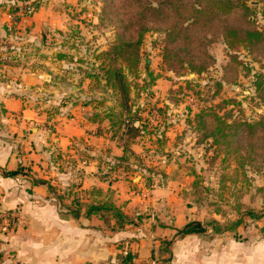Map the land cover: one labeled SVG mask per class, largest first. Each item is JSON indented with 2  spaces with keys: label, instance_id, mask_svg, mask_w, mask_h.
<instances>
[{
  "label": "rangeland",
  "instance_id": "1",
  "mask_svg": "<svg viewBox=\"0 0 264 264\" xmlns=\"http://www.w3.org/2000/svg\"><path fill=\"white\" fill-rule=\"evenodd\" d=\"M79 1L83 4L74 13L82 14V26L72 24L65 34L73 39L83 38L79 44L84 52H75L72 61L78 63L80 79L89 80L85 89L96 101L95 108L100 109L99 114L104 115L108 126L109 141L99 139L94 143L121 151L118 156L110 154V165H116V180L112 174L109 178L118 182L108 188L109 193L113 196L117 190L126 197L121 204L125 210L134 211L133 217L127 216L132 226L142 225L151 231L153 226L180 229L188 221L199 222L205 228L204 232L195 233L201 240L198 244L201 249L194 248L191 256L196 258L208 248L220 247L223 262L229 264L230 255H243L246 247L264 234V165L257 155L250 160L239 157L243 149H226L224 142L213 144L211 137L201 139L203 127L197 125L196 115L208 109L229 120L255 121L264 115V92L260 89L254 92L253 88L261 78L264 86V39L250 47V51L239 42L230 49L221 35L216 34L219 28L214 25L216 35L204 34L211 60L205 70L195 72L187 63L180 62V57H174L186 56L193 63H200L193 54L198 48L197 41L193 40L189 46L190 52L178 51L177 55L168 56L174 58L169 63L163 58L166 41L163 24L161 29L144 32L133 69L127 65L132 63L134 47H126L124 56L113 57L111 52L119 37H136L134 26L129 30L122 28L111 14L116 4H120L121 15L129 13L130 3ZM242 1L248 7V19L253 20L256 29L264 31V0ZM105 4L108 10L103 12ZM237 12L230 23L238 30V39L244 37L245 24ZM66 45L71 46L72 42ZM145 57L149 64L144 62ZM114 66L121 67L128 83L126 106L111 71ZM207 116L203 119L209 130L213 124L211 116ZM101 133L100 130L98 134ZM84 159L85 155L79 152L65 154L59 164L65 173L63 177L71 175L76 181ZM72 181L55 186V192L72 197ZM248 211L257 216L249 215ZM213 223L220 231L214 230ZM154 238L158 239L155 252L152 251L154 258L164 245L159 257L165 262L171 257L167 247L170 248L173 237L157 234Z\"/></svg>",
  "mask_w": 264,
  "mask_h": 264
},
{
  "label": "crops",
  "instance_id": "2",
  "mask_svg": "<svg viewBox=\"0 0 264 264\" xmlns=\"http://www.w3.org/2000/svg\"><path fill=\"white\" fill-rule=\"evenodd\" d=\"M33 1L35 9L26 16L13 12V0H0V208H17L20 215L13 231L0 232V264H119L124 247L134 263L150 264L157 234L173 237L171 257L161 264H225L220 247L192 257L201 240L195 233L177 235L179 227L111 228L114 220L106 225L99 216L103 211L87 215L85 204L110 200L133 217L121 204L123 193L111 196L108 189L118 182L109 178L116 180L110 154L121 151L94 143L109 141L108 126L85 89L89 80L80 79L72 61L75 52H84L83 38L65 31L82 26V14L74 13L82 1ZM71 152L85 155L76 181L63 177L59 167ZM19 168L15 175L5 173ZM68 180L75 182H70L72 197L55 192ZM67 209L77 216L62 217ZM241 254L230 255L229 264H264V234Z\"/></svg>",
  "mask_w": 264,
  "mask_h": 264
},
{
  "label": "trees",
  "instance_id": "3",
  "mask_svg": "<svg viewBox=\"0 0 264 264\" xmlns=\"http://www.w3.org/2000/svg\"><path fill=\"white\" fill-rule=\"evenodd\" d=\"M23 1L24 0H13V12L18 13ZM127 1L131 6L129 13H122L121 15L120 4H116L112 9L111 14L116 17L117 24L121 25L122 28L129 30L134 26L136 29V37L132 39H127V37L123 36L119 37L117 44L112 47L111 52H113V57H116V55L124 56L126 47H134L132 63L127 65L133 69L137 65V47L144 32L151 29H161L163 24H166L162 29L166 31V41L163 46L165 54L163 55V58L170 63L172 59H178L180 57L179 61L187 63L186 65L195 72L205 70L211 60V55L205 48V42L208 40L204 37L206 32L213 35H221L223 42L230 49L235 47V42H239L245 45V47L250 51V47L264 39V31L256 29L253 20L248 19V7L245 1L243 2L242 0ZM102 10L103 12L108 10L107 4H105V7L102 8L101 11ZM236 12L245 24V27L242 28L244 37L238 39L236 37L238 35V30L230 23V18ZM159 19L162 20V23L160 22L157 27H154V24ZM214 25H218L219 28L216 34ZM193 40L197 41L198 46L196 52L193 54L198 57L200 63H193L186 56H177L174 58L168 57L177 55L178 51H183L185 53L190 52L192 49L189 48V46L191 43L193 44ZM232 57L235 59L234 55H232ZM111 71L113 72L114 77H116L119 92L124 100L122 104L126 106V101L128 100L129 95L128 83L125 80L124 73L122 72L121 67L115 66L111 68ZM253 88L254 92H258L259 89L264 92L262 78L255 81ZM207 115L211 116L213 124L212 128L209 130H206L207 128L205 127L203 119L205 116L208 117ZM196 118L198 122L197 125L203 127L201 139L211 137L213 144L215 143L219 145L221 142H224L226 144V149H233L235 151L243 149L241 153L237 152L239 157L250 160L254 158V155H257L264 165V115L260 116L255 121H246L236 118L229 120L224 116L219 115L214 110L208 109L201 110L196 115ZM253 139L256 140V142H253ZM19 170L20 168L17 170H8L5 173L7 175H15ZM84 209L87 215L103 211L104 213H100L99 216L103 219V222L106 225L111 226L110 220H114L111 228H113L114 225L117 228H122L130 222L127 216L123 214L110 200H103L97 203H87L85 204ZM105 212L108 215H106ZM67 214L76 217L77 211L75 209H67L66 211H62L60 213L62 217H66ZM248 214L251 216H257L251 211H248ZM213 228L215 231H220L219 226L216 223ZM204 231L205 228L202 227L199 222L188 221L183 227L177 230L176 234L183 236L185 234ZM163 246L164 245H161L159 247V255H161V252L165 249V246ZM167 248L168 255H170V248ZM152 251L148 256V259L153 260L154 264H161L162 260L159 255L154 258V251ZM119 257L121 258V262L119 264H137L132 261L129 248H126L125 251H121Z\"/></svg>",
  "mask_w": 264,
  "mask_h": 264
},
{
  "label": "built area",
  "instance_id": "4",
  "mask_svg": "<svg viewBox=\"0 0 264 264\" xmlns=\"http://www.w3.org/2000/svg\"><path fill=\"white\" fill-rule=\"evenodd\" d=\"M35 9V2L33 0H24L18 14L31 15ZM20 223V215L14 209H1L0 208V232L7 234L13 231ZM126 247H124V250ZM150 264H154L153 261Z\"/></svg>",
  "mask_w": 264,
  "mask_h": 264
},
{
  "label": "water",
  "instance_id": "5",
  "mask_svg": "<svg viewBox=\"0 0 264 264\" xmlns=\"http://www.w3.org/2000/svg\"><path fill=\"white\" fill-rule=\"evenodd\" d=\"M144 62H145L146 64H149V63H150V61L147 59V57H145Z\"/></svg>",
  "mask_w": 264,
  "mask_h": 264
}]
</instances>
